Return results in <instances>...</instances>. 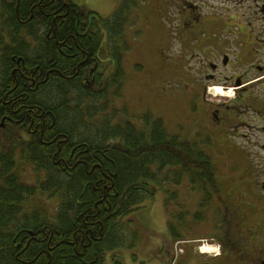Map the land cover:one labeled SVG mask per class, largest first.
I'll return each mask as SVG.
<instances>
[{"label":"trees","instance_id":"1","mask_svg":"<svg viewBox=\"0 0 264 264\" xmlns=\"http://www.w3.org/2000/svg\"><path fill=\"white\" fill-rule=\"evenodd\" d=\"M9 1L0 10V264H104L107 251L140 243L131 215L158 192L170 197L166 208L177 198L169 186L198 192L197 214L217 207L205 147L170 135L148 112L137 126L113 104L138 1L123 0L108 18L72 0ZM102 33L114 67L105 79ZM222 223L216 241L239 255L231 222ZM168 232L164 264L171 243L185 240Z\"/></svg>","mask_w":264,"mask_h":264},{"label":"flooded vegetation","instance_id":"2","mask_svg":"<svg viewBox=\"0 0 264 264\" xmlns=\"http://www.w3.org/2000/svg\"><path fill=\"white\" fill-rule=\"evenodd\" d=\"M9 2L0 0V10ZM164 7L161 13L168 22H164L166 44L160 49V60L165 65L178 59L193 63L186 69L192 80L184 88L194 105L202 107L200 128L206 131L203 136L208 144H201H219L233 151L240 165L234 174L215 165L218 189L211 201L217 206V233L224 236L222 222L228 220L234 238L241 233L264 237V0H164ZM173 41L177 48L171 50ZM100 50L98 73L105 79L114 67L111 63L109 71L103 65ZM102 55L111 59L106 44ZM175 70L178 66H173ZM214 89L229 93L230 99H208ZM254 222L256 226H251ZM245 225V230L239 229ZM211 240L219 244V253L209 260L264 264L263 246L257 253L240 247V254L235 255L226 244ZM248 253L254 254L248 257Z\"/></svg>","mask_w":264,"mask_h":264},{"label":"rangeland","instance_id":"3","mask_svg":"<svg viewBox=\"0 0 264 264\" xmlns=\"http://www.w3.org/2000/svg\"><path fill=\"white\" fill-rule=\"evenodd\" d=\"M136 1H138L136 8L130 12L129 22L124 29L123 39L128 46L127 51L123 53V70L126 80L120 97L112 100L114 106L118 110L125 106L127 117L130 116L128 120L137 126L140 124L142 115L147 112L155 119H162L170 135H180L183 140H190L200 147H205L206 154L214 165L227 168L230 171L228 174H234L240 170L236 154L222 148L217 142L215 143L218 147L211 143H209L210 148L205 145L208 144L205 141L206 136H203L206 131L200 128L204 118L201 116L202 107L194 105L190 93L184 88V85L192 80V76L186 69L193 63L178 59L176 63L169 60L168 65H165L166 61L160 60V49L166 44V38L163 37L166 35L164 22H168L161 13L163 9L165 10L164 0ZM72 2L83 11H93L101 18H108L119 8L123 0H72ZM102 39L103 41L105 39L103 33ZM105 44L106 40L101 46L99 55L104 62L103 65L109 67L107 69L111 71L112 60L108 58L109 55L106 57L102 55ZM175 48L177 44L173 41L171 50ZM173 66H178V70L172 71ZM207 97L213 101L230 99V97L221 96L220 93L215 97L210 95ZM111 111L112 108L107 112ZM122 119L126 120L125 117ZM217 140H221V135ZM241 161L242 164L247 163ZM223 168L221 170L225 171ZM25 180L29 183L33 182L28 176ZM168 188L169 193L176 192L177 198L174 201H167L166 208L165 201L170 197L158 192L151 201L145 202L138 212L131 215L130 219L133 220L134 227L140 229L142 234L140 243L132 249L107 251L104 264H116V262L118 264H164L162 251L169 245L170 226L176 228V231L185 239L171 243L174 254L180 249L184 253L178 257L177 264H225L221 260H209L205 256L198 257V250L203 245L211 246L216 243L211 240L218 236L215 206L210 205L208 209L197 214L202 200L198 192L189 189L184 183L178 187L169 186ZM180 216L182 219L178 218ZM256 224L257 222H254L251 226ZM247 225L239 229L245 230ZM233 240H237L241 248L256 253L261 246L264 247V237L259 235L251 237L241 233L237 234ZM187 241L190 243L187 244ZM253 254L248 253L247 256L252 257Z\"/></svg>","mask_w":264,"mask_h":264},{"label":"bare ground","instance_id":"4","mask_svg":"<svg viewBox=\"0 0 264 264\" xmlns=\"http://www.w3.org/2000/svg\"><path fill=\"white\" fill-rule=\"evenodd\" d=\"M220 93L221 96H228L229 93L227 92H224L223 90L221 89H214L212 90V96L215 97L216 94ZM230 97V96H229ZM202 252H207V253H215L217 250H218V247L214 246V245H208V244H205L203 245V247H201L200 249ZM216 250V251H215ZM215 251V252H214Z\"/></svg>","mask_w":264,"mask_h":264}]
</instances>
